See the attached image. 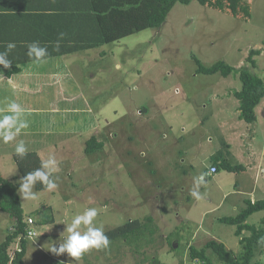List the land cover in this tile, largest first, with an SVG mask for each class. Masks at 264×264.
<instances>
[{
  "label": "rangeland",
  "instance_id": "obj_1",
  "mask_svg": "<svg viewBox=\"0 0 264 264\" xmlns=\"http://www.w3.org/2000/svg\"><path fill=\"white\" fill-rule=\"evenodd\" d=\"M246 1L252 12L249 20L196 0L177 3L162 27L90 52L92 59L73 69L77 93L67 91L66 98L52 101L29 100L27 107L22 101L28 130H42L32 134L33 141L52 145L41 151L43 159L54 155L60 167L56 189L34 187L36 201L21 197L26 218L34 216L37 231L29 238L26 264H76L67 253L56 256L46 248L64 231L61 220L67 222L86 207L97 208L96 223L104 231L146 215L154 217L159 231L148 248L139 242L132 248L129 239L119 238L105 251L85 254L78 264H195L189 245L201 248L212 238L239 257L243 248L236 226L219 218L238 214L245 206L244 197L264 199V98L257 107V121L246 122L240 118V100L234 94L241 88L238 74L197 73L194 56L205 65L224 60L239 69L249 66L252 49H260L251 71L264 78V0ZM48 125L52 127L46 132ZM93 136L104 147L86 152ZM221 147L241 159L244 148H254L259 167L236 174L237 179L227 183L229 187L239 183L250 193L226 194L224 184L221 187L215 177L207 176L199 188L204 198L198 201L191 195L194 178L215 157L210 159L204 151ZM0 171L20 187L23 176L14 156L5 165L0 161ZM263 217L264 210L249 222L260 225ZM13 225L14 219L0 210V240ZM175 230L181 241L177 244L175 237L167 243L165 236ZM20 249V241L12 244V255ZM260 249L255 261L264 264ZM208 253L218 260L211 250Z\"/></svg>",
  "mask_w": 264,
  "mask_h": 264
},
{
  "label": "trees",
  "instance_id": "obj_2",
  "mask_svg": "<svg viewBox=\"0 0 264 264\" xmlns=\"http://www.w3.org/2000/svg\"><path fill=\"white\" fill-rule=\"evenodd\" d=\"M192 1L194 0H61L56 4L57 0H51L58 11L52 15L53 21L58 22L61 19L64 25L59 27L60 29H55L52 35L40 44L48 48V58L99 48L119 42L141 31L162 27L177 3L190 4ZM196 1L243 20H249L252 17L251 6L246 0ZM60 33L65 34L62 40ZM57 40L60 41L58 50L56 49ZM27 51L28 49L22 56L17 53L18 59L12 63V73L19 72L20 64L23 62L31 61L27 56ZM261 53L260 49H252L248 56L249 66L245 65L239 69L224 60L205 65L197 56H194L198 64L197 73L208 75L220 73L225 77L238 74L241 88L234 94L240 100V118L248 123L257 121V107L264 98V78L251 71L257 66L255 56ZM103 147L104 142L93 136L87 141L86 152H94ZM214 156L211 162V166L217 168L214 174L223 171L240 173L246 170L243 163L232 162L223 150L218 151ZM14 159L19 172L25 176L28 172L40 167L43 158L37 150H30L23 159L16 155ZM35 187L38 191L45 190L39 183ZM18 189L19 185L16 182L6 178L0 172V210L14 219L11 231L9 230L8 234L0 240V264H26L29 223ZM244 202L245 206L238 214L219 218V221L223 223L236 226L235 232L241 238L240 244L243 248L239 257H236L224 242L212 238L201 248L193 244L189 245V256L195 264H261V261H255V256L259 248H261L259 252H264V244L258 243V240L264 237V217L260 220V225L250 223L249 219L255 213L264 210V199L253 201L251 198H246ZM46 208L45 206L44 209ZM31 215L29 217L33 216ZM158 231L154 217L146 215L137 216L122 225L108 229L105 234L110 241L119 238L129 239L132 248L138 242L148 248L147 245L155 240ZM175 237L178 244L180 234L177 235L176 230L165 236L166 242L172 243ZM17 241H20L21 249L15 250L12 255L11 246ZM210 250L217 255V261L208 253ZM60 263L66 264V262Z\"/></svg>",
  "mask_w": 264,
  "mask_h": 264
},
{
  "label": "crops",
  "instance_id": "obj_3",
  "mask_svg": "<svg viewBox=\"0 0 264 264\" xmlns=\"http://www.w3.org/2000/svg\"><path fill=\"white\" fill-rule=\"evenodd\" d=\"M60 1L61 0H57L56 4L60 3ZM55 6L56 5H53L51 0H0V52L5 51L6 44L8 42H15L16 48L11 53H9L8 56V59L13 62L18 59V54L22 56V54L27 50L28 43L34 41H39L41 43V41L45 40L47 37H50L55 29H60L59 27L64 25L62 20L60 19L57 22L53 21L52 19V15L58 13ZM99 48L88 49L74 54L49 57L47 58L46 62L40 64H35L32 61L23 62L20 64L19 72L12 73V66L11 68H4L2 65H0V115L5 114L3 110L6 108L7 104L13 100L19 104L23 103L22 101L25 100V106L27 107L29 100L44 101L49 99V101H52L62 99V97L66 98L67 91L75 92V90L78 89V86L76 85L77 82L75 79H73V69H79L81 64L84 63V60L92 59L93 55L90 52H94ZM95 58H98V56H95ZM9 78H11L12 85H14V87L8 83ZM73 84L76 86L74 87ZM80 94L82 93L80 92ZM54 110H60V108L54 106ZM225 124V127H228L227 121ZM51 127L52 125L46 126L45 131L47 132L51 129ZM28 129L23 130L21 135L17 137V140L9 145L0 143V161L3 165L9 163L10 157L15 155V152L12 149L15 148V144L21 139L25 141V144L29 150H37L42 158H44V156L42 155L41 151L52 147V145H49V143L43 140L42 143L41 140L38 141V144L35 143L33 141V135L35 134L33 133L36 132L38 128L34 127L36 130ZM237 129L238 128H236V130ZM231 130L233 131L234 128ZM37 134L42 133L39 132ZM253 141L254 138L252 142ZM60 142L62 143V141ZM225 143L230 145L228 142ZM56 147H58V144ZM221 149L224 150L223 147H221L220 150ZM242 151V154H244V156L242 155L243 159H241V157L239 158V154L233 155V150L232 152L226 151L225 154L234 163H245L244 165L246 166V170L244 173H249L250 169H253L254 167L258 168L260 160L258 159L257 153L254 152V148H244ZM206 152L207 151H204V154L208 155L207 157L211 159L217 154L218 150H209L208 154ZM255 161L256 163H254ZM202 162H205L204 158ZM210 167L211 162L206 166L205 169L202 168V172L208 173V177L210 178L215 177L216 183L221 185V187L225 185L224 187H226L227 191L226 194L241 192L239 193L240 195L242 193L246 195L250 193L248 190L239 188V183L234 182L231 184V187L228 186V182L237 179L239 175L236 174H240L241 172H227L228 175L225 176H222L221 173L211 175ZM257 170L258 169H256V172ZM255 177L256 175H253V178ZM206 197L210 200V195H206ZM244 199L246 198L244 197L243 201Z\"/></svg>",
  "mask_w": 264,
  "mask_h": 264
},
{
  "label": "clouds",
  "instance_id": "obj_4",
  "mask_svg": "<svg viewBox=\"0 0 264 264\" xmlns=\"http://www.w3.org/2000/svg\"><path fill=\"white\" fill-rule=\"evenodd\" d=\"M60 39L64 38V33H60ZM60 41L56 42V49H59ZM16 48L15 42H8L5 51L0 52V65L4 68H11L12 61L8 59L9 53ZM27 56L35 63L46 62L49 53L46 46H41L39 41L27 44ZM8 83L12 85L11 78ZM14 87V85H12ZM5 114L0 115V143L9 145L17 140L23 130L29 128V121L25 118L26 109L15 100L9 102L3 110ZM15 155L23 159L28 154V148L24 140H19L15 144ZM60 171L59 163L54 155H49L47 159H42L40 167L28 172L20 181L19 194L24 201H36L38 193L34 191L37 183L41 184L47 191H53L58 187L57 181ZM212 172L215 169H211ZM208 173L202 172L194 178V186L191 195L196 200L204 198L199 188L207 183ZM99 213L96 207H86L72 215L67 222L61 220L60 224L66 227L60 233L58 241H49L50 246L46 248L52 254L61 256L65 253L74 258L76 264L83 256L92 250L107 249L110 245L109 237L105 234L103 226H97L96 218ZM32 234L29 233V236ZM259 244H264V237L258 240ZM58 244V247H57Z\"/></svg>",
  "mask_w": 264,
  "mask_h": 264
},
{
  "label": "built area",
  "instance_id": "obj_5",
  "mask_svg": "<svg viewBox=\"0 0 264 264\" xmlns=\"http://www.w3.org/2000/svg\"><path fill=\"white\" fill-rule=\"evenodd\" d=\"M211 169H215L214 172L210 171L211 174L216 173V171H217L216 166H211ZM27 222L29 223V231H28L27 237L28 238H33V237H35L37 235V231L35 229L36 220H35L34 217H28L27 218ZM29 233H31L32 235L29 236Z\"/></svg>",
  "mask_w": 264,
  "mask_h": 264
}]
</instances>
